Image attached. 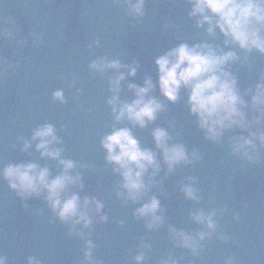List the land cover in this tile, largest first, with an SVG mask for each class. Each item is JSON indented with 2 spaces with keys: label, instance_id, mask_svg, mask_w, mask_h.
I'll return each mask as SVG.
<instances>
[{
  "label": "clouds",
  "instance_id": "1",
  "mask_svg": "<svg viewBox=\"0 0 264 264\" xmlns=\"http://www.w3.org/2000/svg\"><path fill=\"white\" fill-rule=\"evenodd\" d=\"M114 3L123 4L124 13L131 21L145 16L146 0H114ZM186 4L188 20L196 29L202 30L197 34L200 38L189 43L187 41L193 37L185 35L155 55L152 60L155 79L145 74L141 84L126 81V77L135 76L140 67L136 60L125 64L119 59L98 56L88 65L91 71L101 76L108 70L112 72L107 77L111 95L106 99L112 123L110 131L99 138L103 159L111 166L113 175L118 176L112 190L122 204L139 205L132 209V216L142 220L145 229L155 232L166 228L171 247L158 256L154 264H182L185 257L177 254V249H187L192 256L203 259L206 242L213 234L219 240L229 239L225 233L218 232L217 224L226 209L222 206L208 210L203 207L189 209L188 219L200 226L197 230H186L168 223L166 209L160 201L161 196H167L161 187L162 181L176 167L201 160L200 152L195 148L189 151L184 143L175 142L165 127L158 125L150 130L154 148L141 146L130 127H117V124L126 121L128 125L144 129L156 121L159 114L168 111L169 103L181 100L204 140L219 144L223 138L229 153L249 164L258 163L264 150V69L259 71L255 83L245 87L243 92L231 70L236 61L246 64L248 54L253 50L264 56V0H186ZM11 23L14 21L9 18L0 21V37L12 36ZM163 27L176 25L168 23ZM237 50H242L243 55H238ZM11 68L7 58L0 56V76ZM122 81L131 92L126 98L120 95ZM68 83L71 86L74 81ZM156 90L159 95L153 94ZM51 96L60 103L65 101L62 89H55ZM168 127L173 124L169 122ZM16 139L21 142V151H27L35 142L34 149L40 158L56 161L59 170L52 175L47 165L40 166L33 160L2 161L0 181L15 193L25 210L28 208L25 201L41 198L52 217L67 226V235L83 242L78 264H103L93 255L97 245L90 237L94 223L107 221V214L103 211L105 203L95 195L81 196L77 191L82 190L84 184L80 171L76 169L89 165L62 156L63 148L57 147L61 138L51 123L37 125L28 138L18 136ZM12 147L15 148L16 144L13 143ZM161 171L163 176L157 179ZM197 183L195 176L177 181L186 200L199 203L202 199ZM153 188L158 194H150ZM35 215H40V211L37 210ZM232 219L239 220V215L234 212ZM117 223L123 224L124 221L118 220ZM151 252L152 245L142 236L135 245L131 260L134 264H145L151 259ZM0 264H8L6 255L0 254ZM26 264L42 262L37 256L28 255ZM223 264H240V261L238 257L228 255L223 258Z\"/></svg>",
  "mask_w": 264,
  "mask_h": 264
},
{
  "label": "water",
  "instance_id": "2",
  "mask_svg": "<svg viewBox=\"0 0 264 264\" xmlns=\"http://www.w3.org/2000/svg\"><path fill=\"white\" fill-rule=\"evenodd\" d=\"M186 0H146L145 16L137 21H131L124 13L121 3L114 59L121 63H131L136 60L140 67L135 76L126 77V81L141 84L145 74L155 79L153 57L171 46L185 35H191L192 43L200 38L194 24L188 20L185 10ZM171 23L172 28L163 25ZM218 39L216 42L220 43ZM243 55L242 50H237ZM264 69V56L253 50L248 54V62L241 64L236 61L231 70L237 76L241 92L245 87L255 83L259 71ZM121 98L131 95L125 81L121 82ZM154 95H159L156 90ZM111 93L109 92V96ZM248 99V97H245ZM171 122L173 127L169 128ZM112 118L110 106L107 105L104 132L110 131ZM165 127L173 135L175 142H182L187 149L193 148L201 154V160L190 165H180L162 181V189L167 196H161V205L165 207L167 222L183 227L186 230H197L199 225L188 219V210L203 207L208 210L213 207H224L226 211L217 219L218 232L225 233L229 239L219 240L216 234L206 242L201 257L192 256L187 249H177V254H183L182 264H223V258L234 255L240 264H264V150L258 163L249 164L229 153L227 142L213 144L204 140L200 131L188 115L181 100L168 104V111L159 114L158 119L144 129L128 126L141 142V146L152 147L150 130L154 126ZM232 133H229L231 135ZM158 152V150H156ZM102 149L97 198L105 203L103 211L107 221L94 223L92 239L97 247L93 255L103 261V264H134L131 255L140 237L152 245L151 259L145 264H154L155 259L171 247L167 239L166 228L150 232L144 228L142 220L134 219L132 209L139 205L122 204L115 196L112 186L118 176L113 175L111 166L103 159ZM159 159V155H158ZM163 176L158 173L157 179ZM188 176H195L202 199L199 203L186 200L179 191L177 181ZM150 194H158L153 188ZM237 213L239 220H233L232 214ZM123 220V224H118Z\"/></svg>",
  "mask_w": 264,
  "mask_h": 264
}]
</instances>
